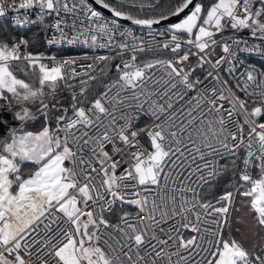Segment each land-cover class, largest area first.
<instances>
[{"label":"snow or ice","instance_id":"6c2138e0","mask_svg":"<svg viewBox=\"0 0 264 264\" xmlns=\"http://www.w3.org/2000/svg\"><path fill=\"white\" fill-rule=\"evenodd\" d=\"M5 18L0 264H264V66L238 57H264V0H0Z\"/></svg>","mask_w":264,"mask_h":264},{"label":"built area","instance_id":"2783aa9c","mask_svg":"<svg viewBox=\"0 0 264 264\" xmlns=\"http://www.w3.org/2000/svg\"><path fill=\"white\" fill-rule=\"evenodd\" d=\"M9 15H11V14H9ZM4 20H7V18H5ZM123 23H125V26L135 28L137 34H140V30H139V27H138V26H133V25H131V24L128 23V22H123ZM163 29H164V26H160L159 30H160V31H163ZM245 38H247V37L245 36ZM241 47H242V45H241ZM53 49H56V48H53ZM62 51H63V52H60L61 55H63V56H72V55H79V54H81L82 52H84V51H88V50H87V49H84V48H82V47H80V46H77V47H71V48H69V47H65ZM218 51H219V50H218ZM54 53H55V52H54ZM89 54H91V53L89 52ZM99 54H106V53H105L103 50H101V51L99 52ZM238 57H239V59L244 60L246 65H247V64H253V65H256V66H258V67H260V66H264V57H261L260 55H257V54H251V55H249L247 52H242V53H238ZM230 66H231V65H229V64H224V65H223V69H224V70L221 71V72L219 73V75H220L221 83H222L224 80H229V82H230L231 84L234 85V84H235V81L232 80V78L229 76V74H228V72H227V69H228ZM208 67H209V69L211 68L210 65H209ZM240 71H243V69L241 68ZM196 74H197V75H200L201 73H200L199 70H198ZM214 74H215V73H214ZM225 90H226V89H225ZM225 103H227V102H225ZM145 123H149V122L147 121L146 118H144V119H142V120L140 121L141 126H143Z\"/></svg>","mask_w":264,"mask_h":264},{"label":"trees","instance_id":"16d2710c","mask_svg":"<svg viewBox=\"0 0 264 264\" xmlns=\"http://www.w3.org/2000/svg\"><path fill=\"white\" fill-rule=\"evenodd\" d=\"M6 23H7V20L0 21V26H2L3 24H6ZM41 50H43V49H41ZM52 51L56 52L57 49H52ZM61 52H63V51H61ZM161 55H168V54L167 53H161ZM226 181H227V177L222 179L221 184L217 188V191H220L223 188L224 183H226Z\"/></svg>","mask_w":264,"mask_h":264},{"label":"rangeland","instance_id":"374dc122","mask_svg":"<svg viewBox=\"0 0 264 264\" xmlns=\"http://www.w3.org/2000/svg\"><path fill=\"white\" fill-rule=\"evenodd\" d=\"M39 127H40V123L37 121L35 126L31 130H33V131L38 130Z\"/></svg>","mask_w":264,"mask_h":264},{"label":"water","instance_id":"95a60500","mask_svg":"<svg viewBox=\"0 0 264 264\" xmlns=\"http://www.w3.org/2000/svg\"><path fill=\"white\" fill-rule=\"evenodd\" d=\"M94 7H97V8H99V6H96V5H93ZM105 15H108V13L105 11V13H104ZM128 23H130V22H128ZM162 26H164V25H162Z\"/></svg>","mask_w":264,"mask_h":264}]
</instances>
